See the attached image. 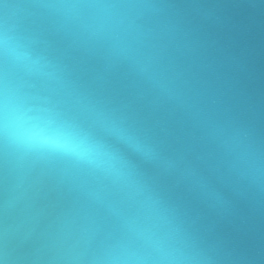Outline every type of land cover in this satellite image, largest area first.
<instances>
[{
    "label": "clouds",
    "instance_id": "obj_1",
    "mask_svg": "<svg viewBox=\"0 0 264 264\" xmlns=\"http://www.w3.org/2000/svg\"><path fill=\"white\" fill-rule=\"evenodd\" d=\"M199 0H0V264H264L193 219L264 208V128L221 108Z\"/></svg>",
    "mask_w": 264,
    "mask_h": 264
},
{
    "label": "water",
    "instance_id": "obj_2",
    "mask_svg": "<svg viewBox=\"0 0 264 264\" xmlns=\"http://www.w3.org/2000/svg\"><path fill=\"white\" fill-rule=\"evenodd\" d=\"M210 11L200 21L198 39L205 76L221 108L239 102L245 117L264 128V0H199ZM229 203L208 209L189 197L197 224L214 237L254 250L264 236V208L250 198L221 190Z\"/></svg>",
    "mask_w": 264,
    "mask_h": 264
}]
</instances>
